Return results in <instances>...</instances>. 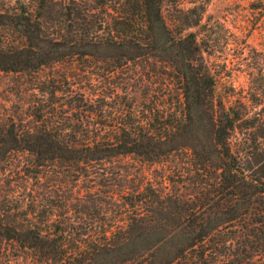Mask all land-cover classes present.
<instances>
[{
	"label": "trees",
	"instance_id": "16d2710c",
	"mask_svg": "<svg viewBox=\"0 0 264 264\" xmlns=\"http://www.w3.org/2000/svg\"><path fill=\"white\" fill-rule=\"evenodd\" d=\"M9 1L0 27L15 39L0 47V70L27 80L70 63L73 73L45 76L42 93L49 88L51 95L30 102L28 123H0V161L16 155L9 173L25 182L10 211L12 199L0 194V249L26 254L25 264H264V92L252 89L234 101L217 95L218 76L200 38L204 15L185 33L164 14V4L176 0ZM89 50L111 56L87 64ZM80 71L108 82L90 85L80 99L51 102L59 92L75 93L69 78ZM60 79L67 90L55 87ZM113 102L120 113L115 125L102 123L111 130L101 137L61 135L75 128L48 118L68 114L57 105L79 110V121L107 117L100 110ZM240 132L244 138L234 142ZM135 160L160 165L161 181L147 180L142 167L129 175ZM118 161L126 167L117 173L121 188L110 171ZM59 162L86 187L58 215L54 197L41 189ZM101 195L115 214L100 207L91 215ZM22 210L32 219L26 226L13 214Z\"/></svg>",
	"mask_w": 264,
	"mask_h": 264
},
{
	"label": "rangeland",
	"instance_id": "374dc122",
	"mask_svg": "<svg viewBox=\"0 0 264 264\" xmlns=\"http://www.w3.org/2000/svg\"><path fill=\"white\" fill-rule=\"evenodd\" d=\"M14 1L15 0H11ZM9 0H0V9H6L9 7ZM164 14L167 18L169 24L173 25V28L176 32H179L181 29H186L185 33L195 31L197 29L188 30L189 26L194 25L197 22V19L200 15H204L203 23L207 24L206 28H201L200 38L204 40L203 50L204 57L209 61L210 67L218 76V94L221 98H229L231 101H234L243 94L248 96L252 89H259L261 92H264V0H176L175 2H166L164 4ZM15 39L11 32L5 27H0V47L5 48L7 40ZM0 49V55L5 50ZM89 56L85 58V63L88 64V58H104L111 56L102 50L88 51ZM75 62L79 59V55H76ZM5 64L3 63V57H0V66ZM55 69L51 72L50 68H44L39 75L31 73L27 76V80H23L22 74H15L13 72H5L0 70V123L7 118L8 121H20V118H23L25 123H28L29 120H32L30 113V102L33 100H47L51 95V90L47 88V93L44 95L42 89L46 88L43 83L45 76L54 74V79H57V76L60 71L62 73H68L71 75L73 73L72 65L70 63H65L62 65H54ZM85 67L84 64L81 65L80 69ZM86 68V67H85ZM94 71L87 72L85 74L83 71H80L76 78H69V82H75V93L68 92H59L56 94L55 100L51 102H61L58 99L67 101L72 99H80L84 92L89 91L91 86L96 87L98 83L103 80L102 78H97L92 75ZM260 74V75H258ZM262 74V75H261ZM257 75V76H256ZM38 76V79L36 77ZM71 77V76H70ZM259 77L260 79H256ZM40 78V80H39ZM42 78V79H41ZM255 78V83L252 79ZM32 80V81H31ZM110 80H112L110 78ZM60 83L56 84L55 87H58V90L64 89L67 90L68 85L65 84L63 79L59 80ZM115 81V79H114ZM103 82H108L103 80ZM59 85L61 88H59ZM88 87H90L88 89ZM41 90V91H40ZM39 92V93H38ZM48 94H50L48 96ZM87 95V94H86ZM97 96L94 99H99L102 95L101 90L97 91ZM62 97V98H61ZM100 103V102H99ZM56 106V105H55ZM61 105H57L58 112L67 111L68 114L63 116L57 115L54 117L47 116L51 121H56L59 123L65 124V129L75 128L77 131H66L61 135L72 136L74 135L77 139L81 138H91V136L98 135L99 137L108 135L111 128L102 127V123L106 125H115L112 122L113 117H117L120 113V106L118 104L112 103V106L115 107H104L102 108V113L107 115V117H98L92 116L90 119L85 121L77 120V114H81L78 110H69L67 107L61 108ZM97 106V105H96ZM126 109L128 105L126 104ZM129 109V108H128ZM178 113L181 115L183 112V107L181 103H178L176 106ZM99 111V113H100ZM32 113V112H31ZM87 114V113H86ZM264 114V113H262ZM45 117V118H47ZM73 119L74 122L69 121ZM101 123V124H98ZM40 125V124H39ZM60 126V125H59ZM1 128H3L1 126ZM0 128V129H1ZM79 131V132H78ZM245 132V131H244ZM240 132L236 135L234 142H239L244 138V135ZM258 153L260 156H264V141L260 143L258 148ZM19 160L16 155L8 160V163L0 161V194L6 196L9 199H12V203H6V205L13 204V206L6 207L7 211L14 209L16 204L21 201L23 196V189H21L24 180H21L20 175L17 172H14L11 176L9 171L13 169L12 165H18ZM67 163H60L56 166H53L49 169V185L43 186L44 189H41L42 194H52L54 205L57 208H60L54 214H60L61 211L64 212L66 209L65 204L70 201L77 203V196L80 192H84V187H86L84 178L80 174L70 172L69 167L65 166ZM125 164H122L118 161L114 168H111V178L113 179L117 187L121 188L120 185H126L124 181H116L118 178V171L120 167ZM143 168L145 171V177L147 180L156 184V181H161L160 177L164 175L160 165H150L142 164L139 160L130 161L129 167L127 169L129 175H134L133 170ZM123 169L126 167H122ZM97 171V170H96ZM83 179L82 182H79L78 179ZM45 180V179H44ZM46 182V181H44ZM11 184L10 188L8 184ZM169 186L168 183H166ZM117 189V188H116ZM169 190H172V187H169ZM59 195L62 198L57 197ZM95 198V197H94ZM88 199H91L90 196ZM103 196L95 198L96 208L93 209L92 214H96L98 208L103 207V209L108 210L110 214H115L113 211L114 207L112 205L106 206L103 202ZM78 205V204H77ZM82 209V206H78L77 210ZM14 216H19L18 222L20 225H28L32 220L30 216H25L23 210L22 212H13ZM97 215V214H96ZM19 251L6 252L3 248L0 249V264H25ZM19 259V261L17 260ZM37 263V262H35Z\"/></svg>",
	"mask_w": 264,
	"mask_h": 264
}]
</instances>
